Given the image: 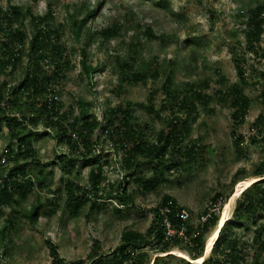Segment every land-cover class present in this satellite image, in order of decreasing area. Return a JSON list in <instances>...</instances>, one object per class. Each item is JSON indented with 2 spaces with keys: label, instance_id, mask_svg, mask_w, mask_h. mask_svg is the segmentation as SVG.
Segmentation results:
<instances>
[{
  "label": "trees",
  "instance_id": "16d2710c",
  "mask_svg": "<svg viewBox=\"0 0 264 264\" xmlns=\"http://www.w3.org/2000/svg\"><path fill=\"white\" fill-rule=\"evenodd\" d=\"M160 2L166 5V2ZM50 13L49 10L44 15H36L30 8L23 9L17 5L5 10L0 8V121H4L10 134L9 144L3 148L5 156L0 158V168L6 169L4 173L0 170V210L5 206H17L28 193L44 187V168L53 162L63 172V185L55 190V198H50L51 207L44 210V215L56 212L59 207L57 197L63 192L72 213H77L87 203L91 210L101 209L108 199L133 205L135 197L129 190L131 182L141 190H157L160 184L168 181L166 174L181 176L199 158H203L205 145L192 138L191 123L200 111H214L212 103L216 101L231 109L230 134L235 150L242 154L249 137L250 142L260 149L261 158L249 170L243 168L235 172L232 184L247 176L257 179L241 192L232 221L224 223L211 253L201 264H245L247 249L251 247L254 252L249 263L264 264V216L255 218L258 213L264 212V44L261 42L264 40V0L247 5V9L239 13L243 18L240 28L245 35L244 42L237 38L236 44L230 48L237 81L227 84L228 78L219 69L218 80L222 83L208 91L209 81L176 84L174 74L169 71L159 87L148 92L145 101L119 100L105 109L100 117L91 112L89 102L84 99L77 98L78 110L75 111L72 106L65 108L59 97L58 87L71 62L67 47L61 42L62 31L57 27L52 29L48 24ZM95 14V8H88L82 16H69L70 28L76 38H80L88 20ZM27 17L31 31L25 26ZM88 30L89 40L100 38L107 41L117 37L121 29L114 24L96 31L88 27ZM146 33L149 37H157L150 28ZM80 53L82 73L87 78L91 79L94 73L102 71V67L88 61L89 52L85 45L81 46ZM251 55L261 66L250 63ZM115 59L122 87L128 83H147L149 78L156 80L160 77V66H137L134 58L126 59L119 54L115 55ZM249 83L258 88L261 111L252 123L253 132L246 135L239 128L253 101L245 87ZM138 107L161 120L162 126L157 132L135 115ZM39 124L43 125L44 133L55 140V145L67 149L57 152L55 160H43L33 142L38 134L34 129ZM98 130L103 136L102 141L96 135ZM105 144L107 149L103 146ZM110 154L119 155L117 162L123 177L116 185L110 184L111 188L103 193V159ZM76 162L89 165L88 183L74 178ZM144 164L151 167V175L141 169ZM231 190L225 194L217 191L212 196L211 207L199 214L196 225L183 217L182 211L187 209L186 206L179 204L170 194H164L153 208V219L147 230L125 229L121 243L109 256L101 255L95 244L90 261L78 258L67 262L58 246L48 240L51 264H143L151 241L160 253L178 247L187 250L191 258H199L203 255L205 237L218 223L220 209ZM41 205L38 201L23 212L32 224L38 220ZM163 210H167V218L174 228L172 236L167 234ZM116 212L121 213V209L116 208ZM203 216H206L205 220H202ZM7 221L13 224V220ZM234 227L251 231L250 240L245 243L243 235L232 230ZM181 228H184L182 236L179 234ZM6 229L7 226L0 229L1 236L5 235ZM4 245L6 248V241ZM4 253L6 249L2 250L1 258H4ZM153 264L166 262L162 255H157Z\"/></svg>",
  "mask_w": 264,
  "mask_h": 264
},
{
  "label": "rangeland",
  "instance_id": "374dc122",
  "mask_svg": "<svg viewBox=\"0 0 264 264\" xmlns=\"http://www.w3.org/2000/svg\"><path fill=\"white\" fill-rule=\"evenodd\" d=\"M160 1L0 0V8L5 10L9 6L17 5L23 9L30 8L36 15H44L50 10L48 24L52 29L57 27L62 31L61 42L67 47L71 62L58 87L59 97L65 108L72 106L75 111L78 110L77 98L84 99L89 102L91 112L100 117L105 109L119 100L145 101L148 92L159 87L169 71L174 74L176 84L186 81H209L208 91L222 83L218 80L219 69L228 78L227 84L238 80L230 48L236 44L237 38L244 42L245 35L240 28L243 18L239 13L247 9V5H254L260 0H162L166 5ZM88 8H95L96 14L88 20L87 28H84L80 38H76L70 28L69 16H82ZM25 24L27 30L31 31L29 17L26 18ZM114 24H118L121 29L117 37L107 41L100 38L88 39V27L91 31H96ZM147 28L152 29L157 37H149ZM261 42L264 44V40ZM84 45L89 52L88 61L102 67V71L94 73L91 79L82 73L79 61L80 48ZM118 54L126 59L134 58L137 66H160V77L156 80L149 78L147 83H128L122 87L115 59ZM249 61L253 66H261L253 55L249 57ZM245 87L253 101L239 131L247 135L253 132L252 123L261 111V104L258 100V88L251 83ZM212 106L215 107L214 111H200L191 123L192 138L205 145L203 158H199L181 176L175 173L166 174L168 181L160 184L157 190H141L131 182L129 190L135 197L133 205L120 204L117 199H108L106 206L101 209L91 210L87 203L77 213H72L63 192L57 197L59 207L56 212L44 215V210L51 207L50 198H55V190L63 185V172L58 165L53 162L45 166L46 174L42 179L44 187L28 193L20 199L17 206H5L0 210V229L7 226L5 235L0 234V264H51L48 240L58 246L60 254L67 262L78 258L89 260V256L94 254L95 244L101 255L109 256L121 243V235L125 229L141 232L147 230L153 219V208L164 194H170L179 204L186 206L189 222L196 225L199 214L211 207L212 196L217 191L225 194L232 188L219 214L220 220L226 211L224 223L232 221L237 200L243 189L249 185L246 181L257 179L247 176L232 184L234 174L239 169L249 170L254 166L261 158L260 149L251 143L248 137L243 153L239 154L232 144L230 134L231 109L216 101ZM135 113L139 119L148 122L155 132L162 126L161 120L144 108L138 107ZM34 130L38 134L34 136L33 142L43 160H55L57 152L67 150L62 145H55V140L44 133L42 124ZM97 134L102 141L101 131H96ZM9 142L8 129L4 121H0L2 159L5 156L3 148ZM13 145L15 146V142ZM103 146L108 148L107 144ZM118 159V154H110L103 159V193L111 188L110 184L116 185L123 177ZM89 169V165L76 162L77 173L73 175L74 178L78 182L88 183ZM141 169L151 175L149 165L144 164ZM0 170L2 173L6 171L5 167ZM38 201L42 204L40 213L37 222L32 224L23 212ZM227 204L228 206H225ZM116 208H120L121 213L116 212ZM261 216H264V212L258 213L255 218ZM7 220H13V224H9ZM217 224L205 237L203 257L201 256L200 261L191 258L187 250L178 247L160 253L155 250V243L151 241L142 263L153 264L154 258L162 255L166 264H201L211 253L213 243L217 239L212 243L210 251H207V240ZM232 230L243 235L245 243L251 238V231L248 232L243 227H234ZM4 249L6 253L4 258H1ZM247 251L244 263L250 264L254 248H248Z\"/></svg>",
  "mask_w": 264,
  "mask_h": 264
},
{
  "label": "bare ground",
  "instance_id": "6f19581e",
  "mask_svg": "<svg viewBox=\"0 0 264 264\" xmlns=\"http://www.w3.org/2000/svg\"><path fill=\"white\" fill-rule=\"evenodd\" d=\"M246 182H249L248 184H250L252 181L250 182V180H247ZM243 183H244V182H243ZM237 188H238V187H237ZM239 191H240V190H239ZM232 194H233V193H232ZM225 206H228V204L225 205ZM225 219H226V211L223 212V214L221 215V218H220V220H219V222H218L216 228L213 230L212 234L209 235V238H208V240H207V244H206V248H207L206 250H207V251L211 248L212 243H213L214 240L218 237V236H217V235H218V232H219V230L221 229V226L223 225ZM209 251H210V250H209ZM202 257H203V256H202ZM202 257L197 258L196 260H197V261H200V260L202 259Z\"/></svg>",
  "mask_w": 264,
  "mask_h": 264
},
{
  "label": "built area",
  "instance_id": "2783aa9c",
  "mask_svg": "<svg viewBox=\"0 0 264 264\" xmlns=\"http://www.w3.org/2000/svg\"><path fill=\"white\" fill-rule=\"evenodd\" d=\"M166 212H167V210H163V211H162V214L164 215L163 222H164V224L167 226V234H168V236H172V235H174V228L171 226V222H170V220L167 218V214H166ZM182 215H183V217H184L185 219L188 218V217H187V216H188V212H187V211L183 210V211H182ZM205 219H206V216H203V217H202V220H205ZM179 234H180L181 236L184 235V228H181V229H180Z\"/></svg>",
  "mask_w": 264,
  "mask_h": 264
}]
</instances>
